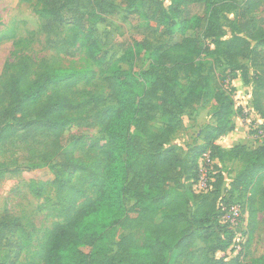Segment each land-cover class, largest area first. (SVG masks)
Returning a JSON list of instances; mask_svg holds the SVG:
<instances>
[{"label": "trees", "instance_id": "1", "mask_svg": "<svg viewBox=\"0 0 264 264\" xmlns=\"http://www.w3.org/2000/svg\"><path fill=\"white\" fill-rule=\"evenodd\" d=\"M38 1L42 31L55 34L62 26L75 29L86 58L103 71L108 65V53L95 37L92 24L103 21L107 14L117 13L118 1L131 7L138 0ZM144 1L146 30L153 33L164 28L169 36L180 35L183 39L152 48V65L164 67L167 72L151 81L143 94L140 85L146 72L108 74L104 82L109 95L90 100L84 96L88 92L77 86L93 80L95 71L46 65L40 72L31 73V65L25 60L17 65L18 72L3 83L4 99L0 104L7 105L0 107V148L14 138L29 144L38 153L35 158L52 165L55 180L50 184L59 195L74 189L73 179L78 173L87 172L85 161L64 150L65 130L71 126L99 127L107 137L101 152L102 163L96 165V177L89 187L95 189V197L80 204L86 198L81 188L69 197L68 219L52 229L45 244L43 264H181L167 261L166 255L176 251L186 253L189 264H264V252L250 257L249 226L243 231L248 236L242 249L236 255H228L227 250L241 228L233 229L222 222L231 205L244 207L241 196L253 205L256 196L263 192L264 143L253 150L239 144L227 150L216 143L234 129L230 119L233 102L224 91H215L195 68L193 59L201 53L199 38L185 37L189 31L199 32L205 24L215 55L225 58L230 65H239L247 58L252 66L264 67V14L259 18L253 16L260 3L244 0L236 5V18L227 19L235 34L225 39L224 32L216 27L219 19L215 21L210 16L212 9L201 17L192 11L194 5L208 8L214 0H171L170 11L162 0ZM227 3L224 0L220 5ZM177 67L194 70L185 95L171 74ZM256 82L264 86L261 77ZM211 101L217 105L216 124L209 127L210 133L204 138L206 147L195 155L184 156L180 147L170 144L182 126L180 115ZM157 115L165 123L154 132L150 124ZM100 147L98 141H93L90 150ZM207 151L212 159L225 154L249 162L232 184L231 192L238 193L236 197L221 196L220 183L215 185L210 180L206 190L194 189L200 178L197 155ZM2 167L4 163L0 161V170ZM184 174L191 180L188 188L173 187L179 186ZM254 215V210L250 211L249 218ZM118 227L128 233L120 239L115 256L109 257L103 248L93 250L100 241L113 236ZM134 229H142L148 238L139 243ZM22 231L19 217L8 211L0 215V249L7 250L0 264H18L23 250L19 237ZM197 243L204 246L195 249Z\"/></svg>", "mask_w": 264, "mask_h": 264}, {"label": "rangeland", "instance_id": "2", "mask_svg": "<svg viewBox=\"0 0 264 264\" xmlns=\"http://www.w3.org/2000/svg\"><path fill=\"white\" fill-rule=\"evenodd\" d=\"M162 1L166 10L170 11L171 0ZM222 1L224 0H214L208 8L204 5H194L192 11L194 15L201 17L209 8L212 9L210 15L212 19L215 21L219 19L216 27L224 32L223 38L230 39L235 32L232 31L227 19L232 21L236 18L235 7L244 0H228L227 5H220ZM258 1L260 7L253 14L256 18L264 14V0ZM117 3V13L107 14L103 21L92 24L95 37L108 53V65L102 71L86 58L84 50L80 47L79 34L75 29L62 26L55 34L42 31V18L37 12L40 9L38 0L31 2L0 0V100L4 99L3 83L11 74L18 72L16 67L24 60L30 63L31 73L40 72L46 65L76 71H95L96 77L93 80L77 86V89L88 92L84 96L85 99L90 100L109 95L108 87L104 82L106 75L117 71L146 72V78H143L140 85V93L143 94L151 81L167 72L164 67L158 68L152 65L150 56L152 48L181 42L183 37L169 36L166 33L167 29L164 28H158L153 33L146 30L144 0H138L131 7L119 1ZM206 29L204 24L199 32L189 31L185 37L199 38L201 53L194 57L193 64L204 80H207L215 91H224L232 99L230 119L234 123V129L223 135V143L226 146L224 149L239 144L245 145L248 150H253L264 143V140L258 137L259 129L264 127V86L256 82L258 76L264 81V67L252 66L251 60L247 58L239 65H230L225 58L212 52L214 44L211 38L206 36ZM261 52L264 55V48H261ZM193 71L177 67L171 73L176 77L184 95ZM4 105H7V102L1 103L0 107ZM216 108L217 105L211 101L186 109L180 115L182 126L173 136L170 144L180 147L184 156L195 155L197 150L206 147L204 138L210 133L209 127L216 124L214 116ZM164 123V118L157 115L150 124L151 130L160 131ZM64 135V150L72 151L76 157L85 161L87 172L78 173L73 179L74 189L61 195L58 194L56 187L50 184L55 180L52 165L43 164L35 158L38 153L33 151L29 144L14 138L0 148V161L4 163V167L0 170V173L3 172L0 176V215L8 211L19 217L23 224V231L19 235L23 250L18 264H43L45 244L54 226L67 221L69 209L67 201L74 191L79 188L85 191L86 198L82 199L80 204L95 197V189L89 187L96 177V165L102 163L101 152L107 143V137L100 132L99 127L86 126H71L65 130ZM93 141H98L101 147L90 150ZM76 142H79L78 145L75 144ZM201 152L198 153L197 159L203 164L204 154L210 152L203 154ZM248 165L249 162L221 154L213 157L209 167L202 166V172L211 175L215 185L220 183L221 196H230L234 180ZM190 181L189 175L184 174L179 186L173 185V187L187 189ZM262 190L263 192L256 196L253 205L241 196L244 202V207L241 209L242 220L245 222V229L248 226L252 229L250 257L260 256L264 252V182ZM232 195L236 197L238 193ZM252 210L255 215L250 219L249 213ZM156 220L159 221L160 216ZM132 232L139 243L148 238L142 229H134ZM126 233L128 231L118 227L113 236L100 241L93 250L103 248L106 249L109 257L115 256L119 241ZM203 246L197 243L195 249ZM6 252L7 250L0 249V259ZM166 258L169 263L179 261L181 264H189L186 253L176 251L167 254Z\"/></svg>", "mask_w": 264, "mask_h": 264}, {"label": "built area", "instance_id": "3", "mask_svg": "<svg viewBox=\"0 0 264 264\" xmlns=\"http://www.w3.org/2000/svg\"><path fill=\"white\" fill-rule=\"evenodd\" d=\"M258 137L264 140V127L259 129ZM204 158L205 162L203 164L200 163L199 181L194 185V189L197 192L206 190L209 185V180L214 181V179L210 178L207 173L202 172V166L209 167L212 163L210 154H204L203 159ZM222 222L229 224V226L233 229L241 228V231L236 232L234 243L230 249L227 250L228 255H236L247 241V234L243 232L245 230V222L242 220L241 207L238 204L231 205L228 211L223 214Z\"/></svg>", "mask_w": 264, "mask_h": 264}, {"label": "crops", "instance_id": "4", "mask_svg": "<svg viewBox=\"0 0 264 264\" xmlns=\"http://www.w3.org/2000/svg\"><path fill=\"white\" fill-rule=\"evenodd\" d=\"M223 142H224V141H223V136L220 137V138L216 141V143H217L218 145H220L222 148H224V147H226V146L224 145ZM233 147H234V146H233ZM229 149H231V148H229ZM229 149H227V150H229ZM218 255L221 256L222 254L219 253Z\"/></svg>", "mask_w": 264, "mask_h": 264}]
</instances>
